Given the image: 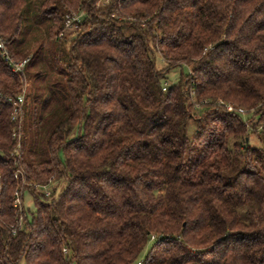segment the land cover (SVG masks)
I'll use <instances>...</instances> for the list:
<instances>
[{
	"label": "trees",
	"instance_id": "1",
	"mask_svg": "<svg viewBox=\"0 0 264 264\" xmlns=\"http://www.w3.org/2000/svg\"><path fill=\"white\" fill-rule=\"evenodd\" d=\"M98 1L0 0V264H264V0Z\"/></svg>",
	"mask_w": 264,
	"mask_h": 264
},
{
	"label": "built area",
	"instance_id": "2",
	"mask_svg": "<svg viewBox=\"0 0 264 264\" xmlns=\"http://www.w3.org/2000/svg\"><path fill=\"white\" fill-rule=\"evenodd\" d=\"M88 2L92 1V0H87ZM111 0H99L98 3L96 4V8L100 9V8H105L106 6H108V4L110 3ZM85 14L81 11H77V12H72L69 13L67 15H65L64 17V29L63 31L59 34V38L62 37H66L69 38L73 37L76 32L78 31V25L81 23L82 18H84ZM67 33L69 36H67ZM0 57L2 58V60L4 61V63L6 64V66L11 70V72L15 75H21L23 74L24 71V65L26 63V61L23 62H16L12 59V57L10 56L5 42L2 41V39L0 38ZM166 85H164L163 90H165ZM11 104H12V116H11V120L12 121H16L19 116L20 113L22 111V104H23V95L19 96L17 98L16 101H11L8 100ZM220 104H222V102H219ZM225 108L227 111L229 112H238V113H245L244 110L242 109H235L232 105H225ZM18 148V147H17ZM13 153H11L12 156ZM18 175H22V172L17 171L14 173V178L18 179ZM25 182L24 180H22V185H24ZM33 189L35 192L39 193H43L46 197H48L51 193L50 190V186H40V185H33ZM13 197H14V201H13V208L16 210V214L19 216L18 219V223H17V227L18 229L21 228L22 226V222H23V218H22V201H21V192H18L17 190L13 193ZM135 264H141L140 262H136Z\"/></svg>",
	"mask_w": 264,
	"mask_h": 264
},
{
	"label": "rangeland",
	"instance_id": "3",
	"mask_svg": "<svg viewBox=\"0 0 264 264\" xmlns=\"http://www.w3.org/2000/svg\"><path fill=\"white\" fill-rule=\"evenodd\" d=\"M67 36L68 33H67ZM70 38V36H69ZM165 62L162 60V58L160 57V55L156 54L155 55V66L158 70H163L165 68ZM192 67L190 68H186V67H182L181 69H175V70H172L170 73L167 74L166 78H167V83L168 84H175L176 81L178 80L179 78V75H181V73L183 74H187L190 70H191ZM31 85V82L27 81L26 84H25V87H26V91L28 92V89ZM193 133H194V127L193 125H190L189 128H188V138L191 140L193 138ZM250 144L253 145V146H259V143L257 141H255L254 139L250 141ZM61 187V185H60ZM60 187L57 191V193L60 191ZM25 203L26 205L30 208V209H33L34 207L32 206V203H31V200L29 198H26L25 200ZM151 245H147V247L144 249V251L142 252L141 254V258L144 257V255H146V253L148 252L149 248H150Z\"/></svg>",
	"mask_w": 264,
	"mask_h": 264
}]
</instances>
